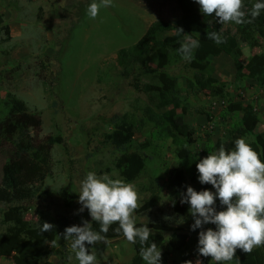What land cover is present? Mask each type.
Wrapping results in <instances>:
<instances>
[{"label":"rangeland","instance_id":"374dc122","mask_svg":"<svg viewBox=\"0 0 264 264\" xmlns=\"http://www.w3.org/2000/svg\"><path fill=\"white\" fill-rule=\"evenodd\" d=\"M38 8L42 9L40 21ZM0 13L10 34L8 41L0 43V99L11 94L40 116L38 139L47 135H60L63 139L52 148L51 174L37 184L38 192L32 200L19 203L28 208L25 219L30 222L37 221L40 211L48 218L65 219L61 228L56 227L55 240L45 243L48 262L129 264L133 257L129 237L105 240L91 234L89 227L96 219L106 223L127 219L132 225L167 226L166 231H157L161 238L146 254L148 264H155L159 247L165 245L173 233L177 236L175 251L167 262L178 259V251L194 236L191 228L194 213L200 214L199 221L211 234L207 240L212 250L211 263L235 264L219 260L213 250L236 233L244 232L253 248L263 247L258 233L264 224L254 220L250 207L255 200L264 206V173L260 170L240 161L236 170L238 177L212 182L203 201H198L194 193L203 176L195 177L190 171L196 178V184L191 187L196 202L187 205L174 198L167 186L170 171L177 166L176 149L170 140H150L149 148L141 150L145 167L132 181L126 180L131 171L124 169L125 174H119L115 162L122 153L134 151L143 140L149 139L148 130L135 129L132 143L119 149L103 141L104 134L113 130L114 116L127 113L139 120L140 111L147 103V95L135 91L129 85L130 78L121 74L117 51L136 43L157 22L164 23L166 31L173 34L171 26L180 17L173 2L0 0ZM232 32L231 28L224 29V37ZM180 48L188 55L193 42L185 37ZM261 50L264 44L253 49L243 46V57L246 59ZM186 63L187 59L160 68L170 75L180 76V95L186 98L187 105L183 121L194 131L193 153L198 160H203L205 146L214 144L219 138L226 139L231 119L220 117L227 102L213 98L208 91L184 93L185 79L191 77ZM211 64L213 76L226 84L230 99L256 107L259 123L254 136L264 134V89L256 87L253 81H245L240 89H235V69L227 55L213 58ZM150 66L155 67V62L150 61ZM187 181L190 182L189 177ZM154 193L158 197L156 205L145 208L146 201ZM229 193L233 201L231 206L227 200ZM211 200L225 208L224 215L216 219L208 217L207 205ZM11 220V211L1 205L0 233ZM15 261V256L5 257L0 264ZM199 262L194 255L192 263Z\"/></svg>","mask_w":264,"mask_h":264},{"label":"trees","instance_id":"16d2710c","mask_svg":"<svg viewBox=\"0 0 264 264\" xmlns=\"http://www.w3.org/2000/svg\"><path fill=\"white\" fill-rule=\"evenodd\" d=\"M167 1L173 2L180 11V17L171 26L173 34L166 31L164 23L157 22L136 43L120 48L116 53L121 74L131 80L129 85L147 95V103L140 111L142 116L139 120L127 113L114 116L113 130L104 134L103 141L119 149L132 143L135 129L148 130L149 139L143 140L134 151L122 153L115 162L119 174L124 175V169L131 171L132 176L126 180L132 181L145 167L141 150L149 148L150 140H170L176 149L177 166L170 171L167 186L174 198L188 205L196 202L191 187L196 184L197 176H203V180L195 186L194 193L198 201H203L212 182L220 183L238 177L236 170L240 161L264 173V134L254 136L259 123L256 107L242 100L230 99L226 84L213 76L211 64L213 58L227 55L235 69V89H240L245 81H253L256 87L264 89V50L246 59L242 51L243 46L253 49L264 44V0ZM41 13L42 9L38 8L39 21ZM3 21L0 13V43L10 38L9 28L3 25ZM226 28L233 31L228 37H224ZM185 37L193 42V49L188 55L180 48ZM186 59L185 68L191 77L185 79L184 93L190 95L208 91L213 98L227 102L220 117L228 116L231 119L226 139L219 138L214 144L205 146L203 160H198L193 153L191 144L194 143V131L183 121L187 105L186 98L180 95V76L170 75L160 68L164 64H176ZM150 61L155 62V67L150 66ZM41 124L40 116L30 111L23 100L11 94L0 99V206H7L12 213L10 224L0 233V261L15 256L13 264H51L45 259L48 254L45 243L55 240L56 227L61 228L65 220L48 218L40 211L37 221L30 222L25 219L28 208L19 204L32 200L38 192L37 184L51 174V150L63 141L60 135L38 139ZM214 154L215 157H212ZM151 197L146 201L145 208L156 205L158 197L155 193ZM227 200L228 206H231L230 193ZM180 205L184 206L181 202ZM250 207L254 220L264 224L261 201H253ZM207 210L210 219L219 218L226 211L215 200L208 203ZM182 211L185 212V209L182 208ZM191 218L194 236L189 237L178 251V259L167 262L175 251L174 240L177 236L173 233L165 245L159 247L155 264H193L194 255L198 257L199 264H220L209 260L212 250L207 240L211 234L199 221L200 214L194 213ZM167 229L164 225H132L127 219L111 223L96 219L90 225L89 232L105 240L129 237L133 250L129 264H148L145 256L161 238L157 231ZM245 236L241 232L225 238L213 253L227 263L264 264V228L258 233L263 246L261 249L253 248Z\"/></svg>","mask_w":264,"mask_h":264},{"label":"clouds","instance_id":"9594fccd","mask_svg":"<svg viewBox=\"0 0 264 264\" xmlns=\"http://www.w3.org/2000/svg\"><path fill=\"white\" fill-rule=\"evenodd\" d=\"M233 68H234V66H233ZM235 72V71H234ZM52 151V150H51Z\"/></svg>","mask_w":264,"mask_h":264}]
</instances>
